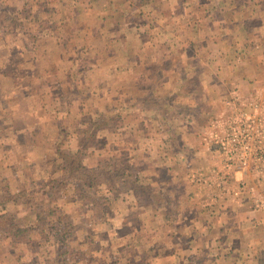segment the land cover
I'll return each instance as SVG.
<instances>
[{"label": "rangeland", "instance_id": "374dc122", "mask_svg": "<svg viewBox=\"0 0 264 264\" xmlns=\"http://www.w3.org/2000/svg\"><path fill=\"white\" fill-rule=\"evenodd\" d=\"M72 1L0 0V34L3 36L0 39V192L24 189V193H33L34 204L45 203L47 197L37 190V186L50 177L64 180L62 172L52 173L55 168L52 159L57 157L54 163H61L58 145L61 149L80 146L82 141H87L85 129L88 123L98 114L109 111L114 114L120 109L128 114L123 120L113 122L108 119V123L113 122L110 130L95 132L86 145L82 161L88 151L105 146L102 134L119 136L122 152L117 159L127 154L132 158L140 157V153L146 151L143 135L125 124L141 125L146 102L150 105L151 122L147 120L145 123L151 126L156 151L184 145L188 150L197 148L210 152L212 158L203 162L211 161L209 166L213 168L206 170L205 176L200 175L206 185L216 186L224 179L226 201L240 199L241 192L253 200L254 185L264 198V93L254 89L260 87L262 81L251 82L252 88L239 78L240 72L233 70L232 75L227 72L225 53L221 52V44L225 50V37L221 38L222 41L214 39L218 47L211 50L208 63L196 61L188 65L190 71L182 72L186 77L170 79L174 64H156L151 70L160 72L161 77L138 81V85H145L150 93L128 95L124 90L120 91L126 82L132 81L125 79L126 64L95 62L96 58L113 53H122L123 56L128 48L115 45L109 49L112 42L108 32L77 31L86 15L85 10L77 8ZM91 16L87 14V19ZM16 28L29 34L36 31L33 47L27 42L30 46L27 53H23L20 44L7 38ZM43 29L46 36H38ZM89 34L96 37H88ZM27 39L31 37L27 36ZM66 56L74 57L76 62L69 61L66 65ZM238 61L241 69L249 66L245 61ZM140 97L145 98L143 103L127 107ZM167 121L172 125L165 126ZM182 135L195 141L183 144L179 141ZM147 137L146 133L145 141ZM132 140L134 147H128ZM255 152L258 154L254 155ZM222 166L223 176L221 171L216 172ZM220 189L214 187L216 192L222 193ZM70 194L73 196L71 189L69 195L66 192L64 197L55 201L54 207L69 206ZM4 197L6 194L0 193V200ZM17 197L19 201L25 200L20 194ZM258 203L264 207V202ZM13 208L5 211L0 206V220L6 221L0 226V241L15 232L14 221L18 219ZM18 211L25 214L29 209L22 206ZM8 240L11 242V237ZM36 240V235L26 236L23 241L25 249H31L33 244L36 250L43 248L34 243ZM71 241L76 245L75 239ZM11 246V251L19 250L16 245ZM12 257L6 258L0 249V264H16L17 260ZM25 257L29 258L27 254ZM258 263L264 264V254Z\"/></svg>", "mask_w": 264, "mask_h": 264}, {"label": "crops", "instance_id": "0c3cea01", "mask_svg": "<svg viewBox=\"0 0 264 264\" xmlns=\"http://www.w3.org/2000/svg\"><path fill=\"white\" fill-rule=\"evenodd\" d=\"M72 3L84 9L86 15L77 31H105L110 33L109 49L115 45L128 48L123 56L113 53L95 59L98 63L126 64L125 79L132 81L126 82L120 91L128 95L150 93L138 81L161 77L160 72L151 70L156 64H174L170 79L186 77L182 72L190 71L188 65L196 61L208 63L211 50L218 47L214 39L222 41L223 37L225 50L221 44V52L225 53L227 72L230 75L233 70L240 72L239 78L252 88L251 82L262 81L254 89L264 93V71L261 72L264 69V0H89V4L87 0H73ZM87 14L91 18L87 19ZM238 59L249 66L241 69ZM74 60L70 56L64 58L66 65L69 61L73 64ZM148 106L145 103L142 110L141 125L125 124L143 135L146 151L140 157L132 158L131 154L123 157L142 168L138 172L141 176L135 177L145 190L135 186L115 197L109 196L102 217L83 220L77 210L79 203L70 194L69 206H57L61 216L71 219L75 225L69 236V252L60 257L61 262L59 245L50 244L36 250L34 244L31 249H25L26 244L22 243L16 244L19 250L13 252L8 236L0 241L6 258L13 256L16 264L27 261L29 264H259V257L264 254V207L258 202H264V198L256 190L257 186L254 185L253 200L241 192L240 199L226 201L224 179L214 186L206 185L200 177L213 168L209 166L211 161L203 162L212 158L210 152L188 150L184 145L156 151L151 126L145 123L151 122ZM167 125L171 126V121ZM146 133L149 137L145 141ZM101 137L105 146L88 151L84 161L81 160L83 165L99 168L121 155L118 135L102 134ZM179 141L186 144L195 140L182 135ZM133 143L134 140L129 142L128 147H134ZM219 171L223 176L224 166L218 167L216 172ZM205 181L208 183V178ZM41 186L37 190L47 197ZM217 186L222 193L214 190ZM69 187L70 184L63 187L61 195L50 200L51 208L64 193L69 195ZM99 188L104 190V184ZM23 190L0 192L6 194L5 211L14 207L17 219L27 214L18 211L22 206L27 207L17 197ZM33 234L37 236L34 243L39 246L44 235L34 228L27 237ZM74 239L76 245L71 241Z\"/></svg>", "mask_w": 264, "mask_h": 264}, {"label": "trees", "instance_id": "16d2710c", "mask_svg": "<svg viewBox=\"0 0 264 264\" xmlns=\"http://www.w3.org/2000/svg\"><path fill=\"white\" fill-rule=\"evenodd\" d=\"M46 34V30L43 29L38 36H46ZM27 36L31 37V39H27ZM35 36H37L36 31L29 34L27 31L22 32L19 28H16L11 30L7 38L9 41H14L18 45L20 44L19 46L23 50V53H27L29 52L27 47H30L27 42L31 44L32 48L37 38ZM0 39H3L1 34ZM144 100L145 98L140 97L138 101L133 102L135 104H130L127 107H133L138 102L143 103ZM121 109L128 112L125 108ZM119 110L118 112L115 111L116 113L114 114L109 111L107 114H98V116L94 117L85 129L87 141H82V146H77L74 149H61V146L58 145L57 149H59L58 154L61 163L60 165L54 163V161L58 160L57 157L52 159V164L55 166L52 173L62 172L64 180L61 181V178L55 176L50 177L42 184L41 191L47 194L48 201L46 203L36 205L34 204L35 198L32 196L33 193H24V191L19 193L25 199L24 201L29 212H27L23 219L14 221L16 223L13 226L15 232L9 236L11 237L12 245L22 244L27 233L31 229L38 228L44 235V241L39 244L41 247H46L50 244L59 245L61 249L59 259L68 254V247L70 246L69 236L73 233L75 225L71 219H64L61 216L59 208L56 206L54 208L48 206L50 200H54L60 196L61 189L68 184L72 187L70 189L72 195L75 197L74 199L79 203L77 210L80 220L86 217H102L104 215L103 206L109 196L115 197L125 189L135 186L140 187V190H145L141 188L143 184L138 180V177L141 176V174L138 175V172L142 168L135 166L129 158H119L114 163H104L99 168L87 167L81 161L82 156L86 153V145L92 136H95V132L110 130L114 120H123L128 114ZM108 119L109 121L113 119V122L108 123ZM91 129H93L94 134L91 133ZM135 175L138 177H135ZM101 184H104V190L99 188ZM5 203L6 199L4 197L0 200L1 208H4ZM21 221L22 223H20ZM5 223L6 221L4 219L0 220V226H3Z\"/></svg>", "mask_w": 264, "mask_h": 264}, {"label": "built area", "instance_id": "2783aa9c", "mask_svg": "<svg viewBox=\"0 0 264 264\" xmlns=\"http://www.w3.org/2000/svg\"><path fill=\"white\" fill-rule=\"evenodd\" d=\"M258 154V152H255L254 155Z\"/></svg>", "mask_w": 264, "mask_h": 264}]
</instances>
